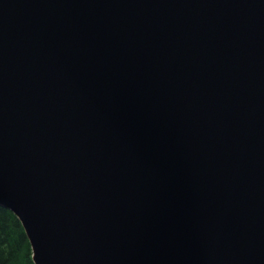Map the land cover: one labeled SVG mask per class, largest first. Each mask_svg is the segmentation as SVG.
<instances>
[{"label":"water","instance_id":"obj_1","mask_svg":"<svg viewBox=\"0 0 264 264\" xmlns=\"http://www.w3.org/2000/svg\"><path fill=\"white\" fill-rule=\"evenodd\" d=\"M0 207L35 264H264V0H0Z\"/></svg>","mask_w":264,"mask_h":264},{"label":"trees","instance_id":"obj_2","mask_svg":"<svg viewBox=\"0 0 264 264\" xmlns=\"http://www.w3.org/2000/svg\"><path fill=\"white\" fill-rule=\"evenodd\" d=\"M0 264H35L25 230L9 209L0 207Z\"/></svg>","mask_w":264,"mask_h":264}]
</instances>
